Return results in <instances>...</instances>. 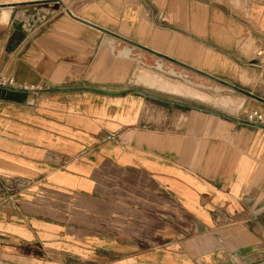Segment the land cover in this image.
I'll list each match as a JSON object with an SVG mask.
<instances>
[{"label":"crops","instance_id":"1","mask_svg":"<svg viewBox=\"0 0 264 264\" xmlns=\"http://www.w3.org/2000/svg\"><path fill=\"white\" fill-rule=\"evenodd\" d=\"M167 58L264 100V0H0V76L15 82L0 87V182L26 184L37 229L44 194L87 201L74 260L32 264H264V128L243 121L264 102L147 115V95L123 85L143 83L145 60L188 70ZM8 211L0 264L13 232L34 237Z\"/></svg>","mask_w":264,"mask_h":264},{"label":"rangeland","instance_id":"2","mask_svg":"<svg viewBox=\"0 0 264 264\" xmlns=\"http://www.w3.org/2000/svg\"><path fill=\"white\" fill-rule=\"evenodd\" d=\"M55 6L60 7V5ZM137 70L155 74L167 83L181 87V93L170 92L154 85H150L149 87L143 83H138V86L132 85L131 81L135 80L133 77L137 72L132 73L127 78L123 85L125 90L131 88L139 89L161 98L196 105L206 109H213L215 107L214 109L221 108L226 110L235 98L240 100L245 99V96L238 91L175 65H172L171 69L154 68L151 61L145 60L143 64H139ZM180 72H183V74ZM198 95H202L205 98ZM146 100L149 103L146 109L147 115L154 114V116L162 118L168 116L178 122L180 119L183 120L184 114L187 112L184 107L176 104L166 103L147 96ZM25 189L26 184L21 181L6 180L0 182V211L6 210L7 213L8 210H11L8 212H11L13 222L23 220L22 222L29 226V231L34 232V237L29 240L21 237L19 233L13 232V264L20 260L22 263L17 264H32V260L36 255H44L49 260H53L58 258V253L62 255L66 253L67 261L72 262L74 259L70 256V252L67 251L66 248L68 247L66 246L69 238L77 237L81 239L82 243L84 242V237L87 238V217L85 218L83 213V208L87 206V201L84 198L74 199L73 197L62 196L57 193L44 194L42 198L37 200L38 206L41 209L37 213V217L49 228L44 230L42 228L37 229L33 225L35 220L30 217L25 218V208L21 209L20 204L22 199L31 200L30 197H27L28 194L24 191ZM74 202L79 205L81 209L80 213H74ZM24 205L26 206V204ZM37 231L39 233L44 232L42 236L46 239H42L41 234L37 233ZM59 247L61 248L58 249ZM80 248H82V250H79L81 253L85 252L82 245ZM20 254H22V257H20ZM25 255L27 256L26 258L23 257ZM82 259H77L76 261L83 264ZM85 262L87 264V260Z\"/></svg>","mask_w":264,"mask_h":264},{"label":"water","instance_id":"3","mask_svg":"<svg viewBox=\"0 0 264 264\" xmlns=\"http://www.w3.org/2000/svg\"><path fill=\"white\" fill-rule=\"evenodd\" d=\"M44 1H50V0H44ZM119 38L122 39V40H124V41H126V42H129V43H131V44H134L133 42H130V41H128V40H126V39H124V38H122V37H119ZM134 45L137 46V47L140 48V49H143V50H145V51H149V50H148L146 47H144V46H141V45H138V44H134ZM162 57H164V56H162ZM167 59H169L170 61H172V62H174V63H177V64H179V65H181V66L187 68L188 70H191V71H193V72H196V73H198V74H200V75H202V76H204V77H206V78H208V79H210V80H213V81H215V82H217V83H219V84H221V85H224V86H226V87H228V88H230V89H233V90L238 91V92H240V93H242V94H244V95H246V96H250V97H252V98H255V99H257V100H260V101H263V102H264V100L258 98L257 96H254L253 94L247 92L246 90H244V89L241 88V87H238V86H235V85H233V84H230V83H228V82H226V81H224V80H221V79H219V78H217V77H215V76H212V75H209V74H206V73L200 72V71H198V70H196V69H193V68H191V67H189V66H187V65H184V64H182V63H180V62H177V61H175V60H173V59H170V58H167ZM137 91H139V90H137ZM139 92H141V93H143V94H145V95H147V96H149V97H151V98H154V99H156V100H160V101L169 102V103H172V104H178V105H183V106L191 107V106L188 105V104L180 103V102L173 101V100L164 99V98H161V97H158V96H155V95L149 94V93L144 92V91H139ZM192 107H193V106H192ZM195 108H198V107H195ZM198 109L203 110V111H208V112H211V113H214V114H217V115H220V116H224V117H228V118H229L228 115H226V114H224V113H222V112H219V111H211V110H206V109H203V108H198Z\"/></svg>","mask_w":264,"mask_h":264},{"label":"bare ground","instance_id":"4","mask_svg":"<svg viewBox=\"0 0 264 264\" xmlns=\"http://www.w3.org/2000/svg\"><path fill=\"white\" fill-rule=\"evenodd\" d=\"M128 50H124L123 54L125 56L128 55ZM137 79L145 84H148V85H154V86H158L159 88H162L164 90H169L170 92L173 91V92H179L181 93V87L179 86H176L174 84H170V83H167L165 80H163L161 77L155 75V74H151L147 71H143L141 70L140 73L137 75ZM202 98H205L204 96L202 95H198ZM227 105V104H225Z\"/></svg>","mask_w":264,"mask_h":264},{"label":"built area","instance_id":"5","mask_svg":"<svg viewBox=\"0 0 264 264\" xmlns=\"http://www.w3.org/2000/svg\"><path fill=\"white\" fill-rule=\"evenodd\" d=\"M14 79H4L3 77L0 76V87H9L14 85ZM243 121L256 125V126H261L264 128V111L258 110V109H250L244 114Z\"/></svg>","mask_w":264,"mask_h":264}]
</instances>
